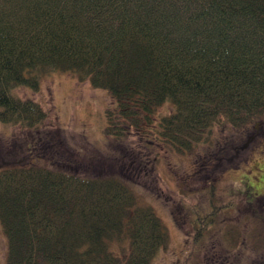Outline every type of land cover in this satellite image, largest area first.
I'll use <instances>...</instances> for the list:
<instances>
[{
	"label": "trees",
	"instance_id": "16d2710c",
	"mask_svg": "<svg viewBox=\"0 0 264 264\" xmlns=\"http://www.w3.org/2000/svg\"><path fill=\"white\" fill-rule=\"evenodd\" d=\"M52 72L108 92L104 133L119 155L106 175L0 168L5 264H120L122 235L123 264H151L168 235L133 185L165 145L185 153L217 126L248 133L263 119L264 0H0V123H42L46 111L16 90Z\"/></svg>",
	"mask_w": 264,
	"mask_h": 264
},
{
	"label": "rangeland",
	"instance_id": "374dc122",
	"mask_svg": "<svg viewBox=\"0 0 264 264\" xmlns=\"http://www.w3.org/2000/svg\"><path fill=\"white\" fill-rule=\"evenodd\" d=\"M16 92L37 101L47 117L33 128L0 123V168L61 162L86 174L114 171L120 146L104 133L105 110L112 108L107 91L70 73L52 72L40 79L38 90L19 87ZM171 109L164 105L158 112ZM258 121L248 133L217 126L206 144L185 153L165 145L153 166L146 160V180L134 184L133 191L137 204L151 207L168 235L151 264H262L264 222L256 204L264 197V139ZM210 197L219 214L213 223ZM201 219L210 223L198 236ZM128 246L125 235L111 243L120 264ZM6 248L0 226V264H5Z\"/></svg>",
	"mask_w": 264,
	"mask_h": 264
},
{
	"label": "flooded vegetation",
	"instance_id": "af4514ba",
	"mask_svg": "<svg viewBox=\"0 0 264 264\" xmlns=\"http://www.w3.org/2000/svg\"><path fill=\"white\" fill-rule=\"evenodd\" d=\"M257 124L258 125H260V129H261V138L262 139H264V119H260L258 122H257ZM249 139H251L250 137H249ZM229 147V146H228ZM221 149H223V147H221V148H219V150H221ZM229 149V148H228ZM229 151V150H228ZM216 178H213V180H215ZM263 200V201H261L260 202V200ZM258 201V203L256 204V206H258V209H259V211H260V213H261V215H259V216H257L258 218H261V221H263L264 222V212H261L262 211V209H263V207H262V203L264 204V197H259V199H257ZM209 204L212 206V210L210 211V212H213L212 213V217L210 218L211 219V221L210 222H216V218H215V216H217V215H219L218 214V208L217 209H213V207H216V205L214 204V200L213 199H211L210 201H209ZM255 205V204H254ZM263 226V225H262Z\"/></svg>",
	"mask_w": 264,
	"mask_h": 264
}]
</instances>
